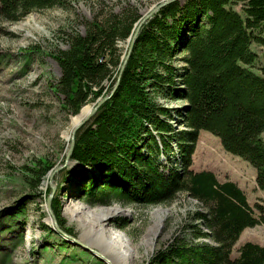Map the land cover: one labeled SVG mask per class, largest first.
<instances>
[{"label":"trees","instance_id":"16d2710c","mask_svg":"<svg viewBox=\"0 0 264 264\" xmlns=\"http://www.w3.org/2000/svg\"><path fill=\"white\" fill-rule=\"evenodd\" d=\"M60 6L64 0H0V18L18 22ZM140 19L128 11L95 21L85 36L69 38V50L56 55L62 72L57 88L74 115L110 95L119 81L75 138L71 161L96 173L88 169L81 200L91 207L156 206L185 193L204 210L190 214L184 235L157 252L150 264H264V246L252 242L232 258L243 232L264 225V207H251L237 183L192 169L199 134L207 131L220 138L227 153L255 168L256 185L264 192V0H185L164 6L142 26L118 80L123 64L117 41H126ZM31 54L24 53L26 64ZM162 98L186 102L188 131L174 130L169 121L182 110L159 104ZM40 169L33 172L36 186L49 172ZM75 171L68 175L76 178ZM60 198L59 192L52 210L59 227L70 234ZM26 204L0 218V232L22 229L11 248L0 252V264L11 262L10 252L24 246ZM41 227L55 232L44 223Z\"/></svg>","mask_w":264,"mask_h":264},{"label":"rangeland","instance_id":"374dc122","mask_svg":"<svg viewBox=\"0 0 264 264\" xmlns=\"http://www.w3.org/2000/svg\"><path fill=\"white\" fill-rule=\"evenodd\" d=\"M177 1L185 0H64V6L32 12L18 22L0 18V218L27 202L26 216L21 219V222H24V218L26 220L24 246L10 252L11 262L6 264H119L115 252L104 248L96 236L87 235V228H82L85 218L80 216L72 219L70 215L80 205L90 209L101 208L91 207L80 197L82 181L90 171V175L95 176V171L73 161L65 166L70 148L69 137L74 129L73 120L87 108L91 109V113L113 91L103 99L90 101L74 115L72 107L57 88L62 72L56 55L59 51L69 50L70 37L85 36L91 23L105 22L112 15L118 16L128 11L135 12L141 17L140 21L134 25L126 41H117L116 44L123 64L136 30H141L162 4L169 2V5ZM253 50L261 52L257 46H253ZM24 53H32L29 64H26ZM176 65L184 66L179 62ZM106 86L110 87L109 82H106ZM159 104L182 110L181 116L175 114L169 122L176 132L188 131L183 115L187 105L185 101L162 98ZM159 148L162 149L160 142ZM171 148L177 155L176 146L171 144ZM193 161L194 171H212L221 182L237 183L246 193L251 207H264V192L256 185L255 168L227 153L220 138L201 131ZM40 167V170L49 168V172L36 186L33 172ZM75 170L79 172L76 178L68 175ZM54 190L55 195L61 193L62 219L70 234L59 227L54 213V217L51 216L47 207ZM29 197H34V201L28 203ZM113 206L132 212L128 216H113L103 224L107 232L125 233L137 250L136 257L130 259L129 264H150L157 252L166 249L176 237L184 235L190 214L204 210L202 204L185 193L178 194L173 201L162 205L115 203L109 207ZM161 210L168 213L157 235L152 241H147L149 231L158 223L153 213ZM43 223L55 232H44L41 227ZM20 231L22 229L10 233L0 232V252L11 248L13 238L21 234ZM204 232L208 230L204 228ZM248 242L264 246V225L243 232L233 248L232 258H236L239 248ZM115 247L119 249L117 245ZM42 252H45L44 257Z\"/></svg>","mask_w":264,"mask_h":264},{"label":"bare ground","instance_id":"6f19581e","mask_svg":"<svg viewBox=\"0 0 264 264\" xmlns=\"http://www.w3.org/2000/svg\"><path fill=\"white\" fill-rule=\"evenodd\" d=\"M120 77V76H119ZM119 82V81H118ZM91 109L87 108L83 110L82 114L73 120L72 129L76 128L90 113ZM73 129V130H74ZM70 138V137H69ZM168 211L161 210L153 213V216L157 219V225L149 231L147 236V241H152L153 237L157 235L160 224L165 218V215ZM132 214L129 210H124L122 207L113 206V207H101L97 209H90L84 205H80L70 212V215L73 218L84 217L85 225L82 227L87 228V235L96 236L97 239L103 244L104 248H107L110 251L115 252L116 259L119 264H129L130 259L136 257L137 250L131 245L127 235L121 231H106L103 224L108 222L110 218L117 215L128 216ZM92 222V223H90ZM80 244V243H79ZM118 246L117 249L115 246ZM112 264V263H111ZM113 264H116L115 262Z\"/></svg>","mask_w":264,"mask_h":264},{"label":"water","instance_id":"95a60500","mask_svg":"<svg viewBox=\"0 0 264 264\" xmlns=\"http://www.w3.org/2000/svg\"><path fill=\"white\" fill-rule=\"evenodd\" d=\"M169 2H165L164 4H162L157 10H160V8L161 7H164L165 5H167ZM157 10H155L154 12H152L149 16H147L143 21H142V23H141V25L146 21V19L147 18H149L151 15H153ZM140 25V26H141ZM139 31H140V28H138L137 30H136V32H135V35H134V37H133V40H132V42H131V45H130V49H129V52H128V55H127V57L124 59V63H123V65H122V68H121V72H120V77H121V75H122V73H123V71H124V69H125V66H126V64H127V62H128V59H129V57H130V55H131V53H132V51H133V48H134V43H135V40H136V38H137V36H138V33H139ZM120 77L118 78V80L120 79ZM118 86H119V82H117L116 83V85H115V87H114V89H113V92L111 93V95H113L114 94V92L116 91V89L118 88ZM111 95L110 96H108V97H106L104 100H102L95 108H94V110L87 116V118L85 119V120H83L74 130H73V132H72V135H71V137H70V148H69V151H68V153H67V157H66V162H65V166L67 165V164H69L70 163V158H71V156H72V153H73V150H74V146H75V138H76V134L78 133V131L83 127V126H85V124H87L88 122H89V120L98 112V110H99V108L107 101V100H109L110 98H111ZM76 164V163H75ZM54 195H55V190L53 191V193L51 194V196L49 197V199H48V201H47V207H48V209H49V211H50V215L51 216H53V212H52V208H51V206H52V199H53V197H54ZM54 217V216H53ZM52 217V218H53ZM55 219V222H56V218H54ZM53 219V220H54ZM56 225H57V223H56ZM57 228L59 229V227L57 226Z\"/></svg>","mask_w":264,"mask_h":264}]
</instances>
